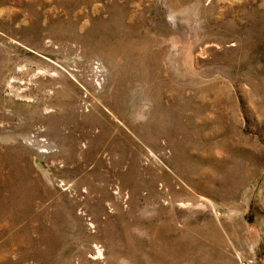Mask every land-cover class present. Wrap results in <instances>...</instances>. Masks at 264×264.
Returning a JSON list of instances; mask_svg holds the SVG:
<instances>
[{
	"label": "rangeland",
	"instance_id": "1",
	"mask_svg": "<svg viewBox=\"0 0 264 264\" xmlns=\"http://www.w3.org/2000/svg\"><path fill=\"white\" fill-rule=\"evenodd\" d=\"M0 264H264V0H0Z\"/></svg>",
	"mask_w": 264,
	"mask_h": 264
}]
</instances>
